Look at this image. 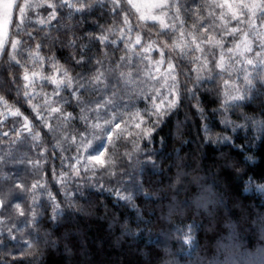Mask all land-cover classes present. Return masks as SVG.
<instances>
[{
  "label": "snow or ice",
  "instance_id": "obj_1",
  "mask_svg": "<svg viewBox=\"0 0 264 264\" xmlns=\"http://www.w3.org/2000/svg\"><path fill=\"white\" fill-rule=\"evenodd\" d=\"M94 4L105 8L114 20L122 19L125 27L116 39L111 40V44L123 43L126 55L107 64L98 59L91 76L79 77L71 76L55 57L50 56L47 60L51 68L62 75H44L45 57L39 54V50L49 44L45 36L36 44V51H32L33 41L44 31L37 25L51 24L65 17L71 20L77 14L90 13ZM42 12L47 16L42 17ZM133 15L137 21L135 29L130 21ZM141 21L154 23L141 25L138 23ZM145 26L156 28V31L142 33ZM112 33L111 27L102 29L99 36L89 33V43L98 41L107 46ZM144 40L148 42L142 43ZM53 41L59 43L60 37L53 38ZM68 43L74 45L75 39L70 38ZM157 48L160 59L153 61L148 53ZM31 60H38L39 66L29 74ZM184 61L187 63H182ZM75 63H84L83 54ZM4 64L9 69L23 68L25 98L29 103L40 101L31 103L34 116L30 120L20 108L0 96V105L3 106L0 116L17 118L14 124L19 127L11 131L19 139L26 130L31 140L38 142L46 128L45 137L51 133L56 140L54 147L65 145L62 151L75 153L62 157V160H69V171L64 174L66 178L97 186L101 191L106 190L105 177L140 190L135 166L143 164L145 169L155 168L151 159L153 153L146 150L147 144L153 143L166 117L186 99H196L193 107L203 119L209 120L202 126L205 142L226 144L239 150L232 157L221 153L226 157L223 166L236 174L244 171L243 165H253L255 156L250 150L245 151L244 145L236 144L234 137L223 133L228 129L232 132L247 129L250 132L255 128L260 132L258 138L264 139V104L252 115L239 111L264 95V0H0V66ZM165 64L166 69L161 71ZM42 81L55 86L51 93L35 91L37 87L43 88L39 83ZM208 83L215 87L213 102L219 105L212 109L211 119L218 115L220 124L224 126L215 140L212 139L215 125L211 124L205 109L200 106L201 100L197 98L201 89L209 91L205 87ZM62 92L77 98L78 116L72 112L65 113L63 105L69 101L61 95ZM85 94L89 99H83ZM234 114L243 123L233 120ZM53 120L58 122L55 127L51 123ZM75 121H79L78 126ZM2 135L8 136L9 133L3 132ZM142 141L147 142L143 148ZM106 145L110 149L107 157L100 151ZM121 147L123 152L119 151ZM72 160L76 161L75 167ZM0 164H7V159L0 157ZM124 176L128 177L127 182L123 180ZM0 178L6 183L11 182L16 192L25 191L22 181L17 183L7 174ZM253 179L249 176L248 183ZM36 187L37 183L31 186L32 189ZM257 187L264 191V185ZM79 188L77 183L73 195ZM108 190L128 203L133 199L132 195L122 196L117 189ZM11 195L8 192L0 196V264H18L29 257H32V264H37L41 255L39 245L45 242L39 232L42 214L36 210L37 202L33 199L26 209L17 204L13 216L10 212L12 201L8 198ZM65 199L71 205L72 198L67 191ZM58 207L53 203L51 220L57 218L55 209ZM142 223L140 214L139 223L125 221L121 227L128 234ZM21 224L23 228L19 226ZM6 240L18 243L6 246ZM186 242H191L190 235Z\"/></svg>",
  "mask_w": 264,
  "mask_h": 264
},
{
  "label": "trees",
  "instance_id": "obj_2",
  "mask_svg": "<svg viewBox=\"0 0 264 264\" xmlns=\"http://www.w3.org/2000/svg\"><path fill=\"white\" fill-rule=\"evenodd\" d=\"M41 15L46 17L47 13L42 12ZM130 21L135 29L136 17L133 15ZM138 23L152 25L154 22ZM41 27L44 31L33 41L32 51L35 52L36 44L47 36L49 46L39 50V54L45 57L44 64H48L47 57H55L73 77L91 76L98 59L107 64L126 55L123 44H111V40L125 27L122 19L114 20L99 4H94L90 13L77 14L71 20L65 17L51 24L37 25L38 29ZM109 27L113 33L109 34L107 46L98 41L89 43V33L99 36L102 29ZM146 31L154 33L156 28L145 26L142 33ZM55 37H60L59 43L53 41ZM70 38L75 39L74 45L68 43ZM82 54L84 63L78 65L75 60L81 59ZM148 55L153 61L160 59L159 48ZM31 64L36 66L39 61L31 60L28 66ZM23 71V68L9 69L6 64L0 66V96L20 108L23 115H28L31 120L34 113L31 111L32 102L29 103L24 96ZM205 87L209 91L201 89L197 98L201 100L205 115L211 119L212 109L219 105L213 102V84L208 83ZM61 95L69 101L63 105L65 113L72 112L78 116L77 98L67 92ZM83 99H89L88 94ZM196 103V99L184 100L166 117L153 143L147 144L146 150L152 151L155 168L145 169L143 164L135 166L139 191L127 183H117L107 177L103 181L104 191L66 178L64 174L69 171V160H62V157L74 155V152L62 151L65 145L54 147L56 140L51 133L45 137L46 128L41 132L42 140L31 146L26 130L19 139L11 131L19 127L14 124L17 118L0 116V121H3L0 123V150H5L7 159V164H0V177L7 174L25 186V191L18 193L11 182L6 183L0 178V196L12 193L8 198L12 201L10 212L13 216L17 204L26 209L33 199L36 200V210L42 214L39 232L45 240L39 245L41 255L37 264H256V256L264 251V191L257 189L258 185H264V139L258 138L260 132L255 128L250 132L247 129L237 132L228 129L223 133L234 137L236 144L244 145V150H250L255 156L253 165H243L244 171L236 174L223 166L226 157L221 153L232 157L239 150L226 144L205 142L202 126L209 120L203 119L196 111L193 107ZM262 104L264 95L239 111L252 115ZM2 111L3 106L0 105ZM237 114L231 118L243 123L237 120ZM220 119L218 115L211 119V124L215 125L213 140L224 127ZM51 123L55 127L58 122L53 120ZM74 123L78 126L79 121ZM3 132L9 135L3 136ZM146 143L142 141L141 147ZM100 151L106 157L110 154L107 145ZM119 151L123 152L124 148ZM71 164L75 167L76 161L72 160ZM35 170L40 171L42 178ZM249 176L254 178L251 183H248ZM123 180L127 182L128 177L124 176ZM40 181L46 183L42 190ZM33 183H37L35 189L31 188ZM77 183L80 188L73 195ZM108 189H117L122 196L132 195L133 199L128 203ZM66 191L72 198L71 205L65 199ZM53 203L59 206L55 209V220L50 219L54 214ZM140 214L144 223L126 234L122 223H139ZM19 226L23 228L22 224ZM189 235L190 243L186 242ZM17 243L5 241L6 246ZM18 264H32V257L22 259Z\"/></svg>",
  "mask_w": 264,
  "mask_h": 264
},
{
  "label": "rangeland",
  "instance_id": "obj_3",
  "mask_svg": "<svg viewBox=\"0 0 264 264\" xmlns=\"http://www.w3.org/2000/svg\"><path fill=\"white\" fill-rule=\"evenodd\" d=\"M118 36V35H117ZM117 36H116V38H117ZM115 38V39H116ZM119 43V42H118ZM117 43V44H118ZM119 44H123V43H119ZM123 48H124V45H123ZM135 63V62H134ZM182 63H187L186 61H184V62H182ZM39 66V64L38 65H36V66H34V65H30V66H28V68H29V74H31V71L32 70H34V68H36V67H38ZM190 66V65H189ZM165 69H166V67H165ZM163 67L161 68V71H164L165 70ZM42 71H43V73H44V75H53V74H55V75H57V76H60V75H62L61 73H55L54 71H53V69L51 68V65L49 64V62H48V64L46 63V64H44L43 65V69H42ZM153 71H154V69H153ZM39 83H42L43 84V88L41 89L40 87H37L36 89H35V91L37 92V93H40L41 91H43V92H46V93H51L52 92V90H53V88L55 87L54 85H51L50 84V82H47V81H42V82H39ZM38 102H40V101H38V100H33L32 101V103H38ZM28 135V134H27ZM29 137V136H28ZM28 142H29V144L32 146V145H34V144H38L39 143V141L38 142H34V141H32L31 140V138L29 137L28 139ZM0 154H2V156L3 157H6V153H5V150H0ZM37 164H38V162L36 161L35 162V166H37ZM75 166H76V164H75ZM35 172H36V174H37V176H39V178H42V176H41V174H40V171H38V170H35ZM35 174V173H34ZM35 174V175H36ZM41 182V181H40ZM46 187V183L45 182H41V185H40V188H41V190L42 189H44ZM257 189L259 190V188L257 187ZM262 193V192H261ZM253 262V261H252ZM256 264H264V251L262 252V253H259V255L258 256H256Z\"/></svg>",
  "mask_w": 264,
  "mask_h": 264
}]
</instances>
